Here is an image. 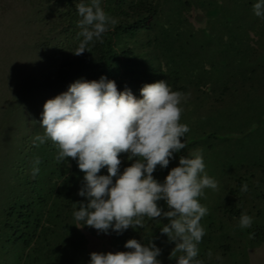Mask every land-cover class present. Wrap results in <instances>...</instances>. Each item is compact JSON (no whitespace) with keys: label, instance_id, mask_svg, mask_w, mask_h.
Listing matches in <instances>:
<instances>
[{"label":"rangeland","instance_id":"1","mask_svg":"<svg viewBox=\"0 0 264 264\" xmlns=\"http://www.w3.org/2000/svg\"><path fill=\"white\" fill-rule=\"evenodd\" d=\"M14 1L13 9L18 8L0 18V55L9 61L0 70V264H89L92 252L129 251L124 245L133 238L160 248L161 264H177L184 253L169 258L175 245L161 233L168 223L163 217H142L143 227L119 235L111 229L98 232L75 219L79 204L87 202L78 195L85 173L74 160L69 176L71 169L62 161L56 165L58 145L35 140L45 133L40 122L48 97L33 86L39 63L31 35L35 25H21L27 4ZM257 2L244 0L208 16L193 3L186 8L193 26L204 32L181 82L187 87L179 105L180 123L189 128L181 137L186 147L167 168L157 165L153 176L163 182L180 156H202L205 169L200 175L217 183L216 189L205 188L197 197L208 210L200 221L205 234L195 258L202 264H264V17L254 14ZM14 31L16 37H10ZM128 155H119L121 173L135 162ZM34 168L39 169L35 175ZM107 174L106 167L98 173ZM244 184L246 192L241 191ZM158 204L168 210L164 201ZM242 214L252 218L250 227H240Z\"/></svg>","mask_w":264,"mask_h":264},{"label":"clouds","instance_id":"2","mask_svg":"<svg viewBox=\"0 0 264 264\" xmlns=\"http://www.w3.org/2000/svg\"><path fill=\"white\" fill-rule=\"evenodd\" d=\"M76 9L81 17L77 38L83 39L72 53L80 56L94 38L102 42L109 25L118 21L104 12L100 0H90V4L81 0ZM253 11L264 17V0H258ZM140 94L142 98L129 89L120 92L115 81L103 76L98 81L77 80L66 92L45 102L40 122L45 133L35 140L43 144L50 139L58 145V161L70 157L85 173L78 195L87 197V202H81L74 213L77 221L98 232L108 234L111 229L119 235L130 227H143L142 217H163L168 223L161 233L175 245L169 258L182 252L177 264H202L195 258L205 234L200 221L208 210L197 197L205 188H217L207 174L200 175L205 169L202 156H180L179 165L163 182L153 176L157 165L167 168L174 154L186 147L181 137L189 128L180 123L179 107L186 96L172 91L164 80L145 84ZM121 153H128L129 160L136 158L122 173ZM105 167L108 174L98 175ZM38 171L34 168L33 174ZM247 190L244 184L241 191ZM160 201L166 203L167 211L159 206ZM251 224L252 218L242 214L240 227ZM124 247L129 251L92 252L89 264H161L157 259L161 249L151 241L144 245L133 238ZM217 259L221 257L217 255Z\"/></svg>","mask_w":264,"mask_h":264},{"label":"trees","instance_id":"3","mask_svg":"<svg viewBox=\"0 0 264 264\" xmlns=\"http://www.w3.org/2000/svg\"><path fill=\"white\" fill-rule=\"evenodd\" d=\"M23 1L28 9L21 25L32 22L35 25L31 27V35L37 45L39 63L32 73L33 86L36 84L42 96L51 99L66 92L77 80L98 81L102 76L115 81L118 91L129 89L137 98H142L140 89L145 84L160 80L166 81L172 91L185 94L187 87L181 83L182 78L192 67L197 42L204 36L188 19L186 8L193 3L208 16L220 13L226 6H240L244 0H100L104 12L118 23L109 25L102 42L94 38L87 46L89 52L80 56L72 52L83 39L77 38L81 17L76 4L81 0ZM83 2L90 4V0ZM14 4V0H0V18L13 13L18 8L13 9ZM17 24L20 26L16 23V28ZM10 37H16L15 31ZM8 64L0 55V70L7 69ZM3 86L0 79V89ZM75 163L70 157L62 160L66 169H71L69 176ZM87 248L88 240L84 254Z\"/></svg>","mask_w":264,"mask_h":264}]
</instances>
